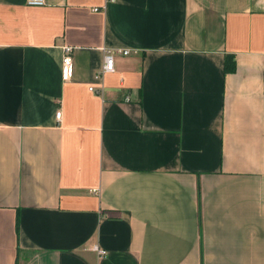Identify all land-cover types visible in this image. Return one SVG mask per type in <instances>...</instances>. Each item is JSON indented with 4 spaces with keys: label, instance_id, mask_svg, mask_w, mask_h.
I'll return each instance as SVG.
<instances>
[{
    "label": "crops",
    "instance_id": "obj_1",
    "mask_svg": "<svg viewBox=\"0 0 264 264\" xmlns=\"http://www.w3.org/2000/svg\"><path fill=\"white\" fill-rule=\"evenodd\" d=\"M15 263L264 264V0H0Z\"/></svg>",
    "mask_w": 264,
    "mask_h": 264
},
{
    "label": "built area",
    "instance_id": "obj_2",
    "mask_svg": "<svg viewBox=\"0 0 264 264\" xmlns=\"http://www.w3.org/2000/svg\"><path fill=\"white\" fill-rule=\"evenodd\" d=\"M24 3L28 5H41L45 2V0H23ZM70 47L64 46L63 47V55L61 56V78L67 79L70 74V57L68 54ZM129 49L127 48H112V49H104L103 56H102V62L95 73V76H99L100 74L104 72H108L113 70V52H119V53H127ZM88 89H92L91 86L88 87ZM55 117L58 118L60 115V111L57 109L54 113ZM91 250H93L97 256L102 257L105 255V250L102 248H99L96 244L91 245Z\"/></svg>",
    "mask_w": 264,
    "mask_h": 264
},
{
    "label": "trees",
    "instance_id": "obj_3",
    "mask_svg": "<svg viewBox=\"0 0 264 264\" xmlns=\"http://www.w3.org/2000/svg\"><path fill=\"white\" fill-rule=\"evenodd\" d=\"M234 69H235V62L233 55L231 53H225L223 57V71L231 72Z\"/></svg>",
    "mask_w": 264,
    "mask_h": 264
}]
</instances>
